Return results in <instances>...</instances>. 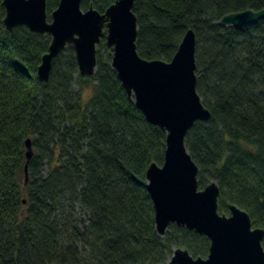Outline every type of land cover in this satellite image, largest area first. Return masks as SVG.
<instances>
[{
	"label": "trees",
	"instance_id": "trees-1",
	"mask_svg": "<svg viewBox=\"0 0 264 264\" xmlns=\"http://www.w3.org/2000/svg\"><path fill=\"white\" fill-rule=\"evenodd\" d=\"M0 0V264H167L173 251L208 256L209 240L170 225L160 237L146 171L164 160L166 133L127 97L104 38L94 75L81 76L67 46L42 83L48 35L8 32ZM116 0H83L99 13ZM59 0H46L48 21ZM264 10V0H135L136 52L170 62L196 38V92L209 111L184 144L197 187L216 183L217 212L244 211L264 231V19L218 21ZM33 156L24 179L25 141ZM81 218L84 219L83 224ZM264 251V236L261 241Z\"/></svg>",
	"mask_w": 264,
	"mask_h": 264
},
{
	"label": "water",
	"instance_id": "water-1",
	"mask_svg": "<svg viewBox=\"0 0 264 264\" xmlns=\"http://www.w3.org/2000/svg\"><path fill=\"white\" fill-rule=\"evenodd\" d=\"M83 0H59L57 8L46 13V0H3V25L8 32L25 26L32 34L48 35V51L41 58L37 78H49L53 59L67 46L81 76H93L96 46L101 39L112 51L111 67L127 97L146 121L166 133L164 160L146 171V189L154 209L157 234L162 237L170 225L184 228L209 240L208 256L192 258L176 249L167 264H264L261 241L264 231L253 228L249 216L231 206L229 215H219V190L212 182L197 187V166L188 154L184 140L196 122H207L209 111L196 92L193 30H188L170 62L147 61L136 52L135 0H116L104 13L93 8L81 10ZM264 19V10H245L223 16L218 25L242 27ZM33 156L31 141H25L24 179ZM83 224L84 219L81 218Z\"/></svg>",
	"mask_w": 264,
	"mask_h": 264
}]
</instances>
